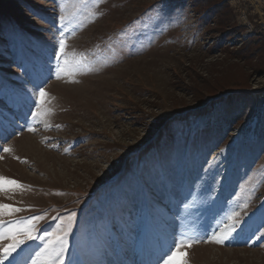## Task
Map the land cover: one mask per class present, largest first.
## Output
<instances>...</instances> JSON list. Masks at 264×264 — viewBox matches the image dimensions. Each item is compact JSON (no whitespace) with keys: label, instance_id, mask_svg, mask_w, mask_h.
Returning a JSON list of instances; mask_svg holds the SVG:
<instances>
[{"label":"rangeland","instance_id":"rangeland-1","mask_svg":"<svg viewBox=\"0 0 264 264\" xmlns=\"http://www.w3.org/2000/svg\"><path fill=\"white\" fill-rule=\"evenodd\" d=\"M227 4L220 24L189 0H0L3 219L39 236L74 213L63 264H163L182 238L187 264H264V0ZM234 90L260 116L212 98Z\"/></svg>","mask_w":264,"mask_h":264},{"label":"snow or ice","instance_id":"snow-or-ice-1","mask_svg":"<svg viewBox=\"0 0 264 264\" xmlns=\"http://www.w3.org/2000/svg\"><path fill=\"white\" fill-rule=\"evenodd\" d=\"M63 36V33H61ZM60 53L65 55L64 62L61 65L59 71L75 72L80 67V61L72 63L67 59L65 54L66 42L64 39L60 40ZM47 93L43 88L40 89L39 98L43 105L44 98ZM50 109H44L42 112L34 113L33 115H44ZM34 130V129H33ZM5 152L10 151L9 148L3 149ZM22 185L14 179L0 176V192L14 191L17 188H21ZM247 208V204L244 205ZM19 207H15L11 204L0 202V242L7 241V243H0V264H17L13 258V254L17 252V249L24 245L26 241L31 240H44V246L36 253L32 259V264H63V255L66 247L67 231L70 230L71 222L74 217V213L67 217L68 229L57 230L56 232H44L43 235H36L38 231V224L44 219L43 216H31L29 218H13L9 220L3 219V217H13L14 213L20 212ZM235 216H239V213H235ZM231 219V217H230ZM235 231L234 226H228V229L220 234H216L212 239L216 243H224L232 232ZM199 242V241H195ZM193 241L187 239H181L175 243L174 250H170V255H167L163 264H187V261L183 259L186 255L182 249L185 246L191 247ZM13 258V259H10Z\"/></svg>","mask_w":264,"mask_h":264},{"label":"trees","instance_id":"trees-1","mask_svg":"<svg viewBox=\"0 0 264 264\" xmlns=\"http://www.w3.org/2000/svg\"><path fill=\"white\" fill-rule=\"evenodd\" d=\"M189 2L192 5L193 10H195L196 13L206 22L212 20L213 18H217L220 24H224L225 23L224 19L227 18L230 12L227 4V0H189ZM260 38L261 36H253L251 38V42L253 41V39L255 40ZM251 42H248L247 45L245 46L249 47V44ZM227 93H229L227 97L221 99H226L231 102L234 100L242 102L243 109L241 112H239V114L242 117L251 118L253 115L260 116L259 109L261 105L259 104L258 99L253 97L250 93L235 92V90L234 92L226 91V92L218 93L217 95H214V97L212 98L215 99L216 97L223 96ZM255 134L257 136H260L259 132H256Z\"/></svg>","mask_w":264,"mask_h":264}]
</instances>
